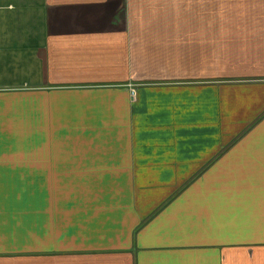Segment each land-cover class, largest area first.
I'll use <instances>...</instances> for the list:
<instances>
[{"label":"crops","instance_id":"1","mask_svg":"<svg viewBox=\"0 0 264 264\" xmlns=\"http://www.w3.org/2000/svg\"><path fill=\"white\" fill-rule=\"evenodd\" d=\"M0 264H264V0H0Z\"/></svg>","mask_w":264,"mask_h":264},{"label":"built area","instance_id":"2","mask_svg":"<svg viewBox=\"0 0 264 264\" xmlns=\"http://www.w3.org/2000/svg\"><path fill=\"white\" fill-rule=\"evenodd\" d=\"M133 94H135V89L133 88Z\"/></svg>","mask_w":264,"mask_h":264},{"label":"rangeland","instance_id":"3","mask_svg":"<svg viewBox=\"0 0 264 264\" xmlns=\"http://www.w3.org/2000/svg\"><path fill=\"white\" fill-rule=\"evenodd\" d=\"M220 10V9H219ZM135 94H136V90H135Z\"/></svg>","mask_w":264,"mask_h":264}]
</instances>
